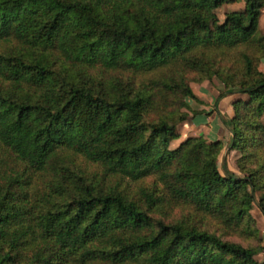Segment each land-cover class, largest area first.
<instances>
[{"label": "trees", "instance_id": "16d2710c", "mask_svg": "<svg viewBox=\"0 0 264 264\" xmlns=\"http://www.w3.org/2000/svg\"><path fill=\"white\" fill-rule=\"evenodd\" d=\"M229 1L0 0V264H264V0ZM212 79L236 173L170 147Z\"/></svg>", "mask_w": 264, "mask_h": 264}, {"label": "rangeland", "instance_id": "374dc122", "mask_svg": "<svg viewBox=\"0 0 264 264\" xmlns=\"http://www.w3.org/2000/svg\"><path fill=\"white\" fill-rule=\"evenodd\" d=\"M243 0L229 1L223 3L219 8L215 10L217 17L223 20L224 14L231 10H242ZM258 30L264 33V8L262 9L259 17ZM260 69L264 70V63L260 65ZM188 85L191 87L195 94V99L186 98L189 104L187 119L177 125V137L170 142V147H176L182 140L190 136L202 135L208 140L223 139L224 148L218 159V166L221 167L226 161L227 165L231 162L235 166V158L237 155L236 149L229 150L227 143L230 140V132L227 127L223 125L220 117L224 120L229 119L232 113V102L236 98L235 95H224L220 97L222 93V85L216 80L210 81L204 80L202 82L189 81ZM245 96L243 97V99ZM199 112L200 114H193V112ZM218 138H215L217 137ZM236 167V166H235ZM237 170V168H236ZM252 216L255 219L256 225L259 229V235L262 238L264 244V223L258 222L257 217H264V214L254 206L251 210ZM256 260L264 263V251L258 254Z\"/></svg>", "mask_w": 264, "mask_h": 264}, {"label": "crops", "instance_id": "0c3cea01", "mask_svg": "<svg viewBox=\"0 0 264 264\" xmlns=\"http://www.w3.org/2000/svg\"><path fill=\"white\" fill-rule=\"evenodd\" d=\"M215 138H218V136L217 137H215ZM220 140L223 142V144H224V141H223V139H221L220 138ZM224 167H227L230 171H232V172H237V170H236V167L234 166V164L231 162L229 165H227V162L225 161L224 163ZM257 221L258 222H263L264 223V217L262 216V217H257Z\"/></svg>", "mask_w": 264, "mask_h": 264}]
</instances>
